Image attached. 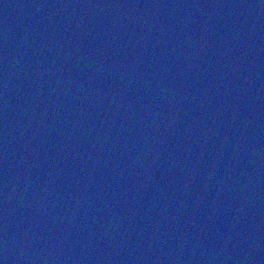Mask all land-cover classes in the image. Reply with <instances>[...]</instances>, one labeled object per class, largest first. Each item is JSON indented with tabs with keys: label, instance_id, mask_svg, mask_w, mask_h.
Here are the masks:
<instances>
[{
	"label": "water",
	"instance_id": "95a60500",
	"mask_svg": "<svg viewBox=\"0 0 264 264\" xmlns=\"http://www.w3.org/2000/svg\"><path fill=\"white\" fill-rule=\"evenodd\" d=\"M0 264H264V0H0Z\"/></svg>",
	"mask_w": 264,
	"mask_h": 264
}]
</instances>
